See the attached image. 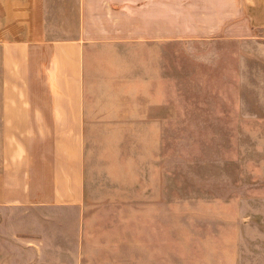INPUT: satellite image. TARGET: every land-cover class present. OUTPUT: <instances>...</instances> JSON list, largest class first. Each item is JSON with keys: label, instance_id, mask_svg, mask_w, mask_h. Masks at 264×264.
I'll list each match as a JSON object with an SVG mask.
<instances>
[{"label": "crops", "instance_id": "1", "mask_svg": "<svg viewBox=\"0 0 264 264\" xmlns=\"http://www.w3.org/2000/svg\"><path fill=\"white\" fill-rule=\"evenodd\" d=\"M171 12L0 0V264H264L161 251L166 133L247 115L246 56Z\"/></svg>", "mask_w": 264, "mask_h": 264}, {"label": "rangeland", "instance_id": "2", "mask_svg": "<svg viewBox=\"0 0 264 264\" xmlns=\"http://www.w3.org/2000/svg\"><path fill=\"white\" fill-rule=\"evenodd\" d=\"M174 8L181 27L246 56L247 115L232 121L241 131L166 133L161 251L264 257V0H168V23Z\"/></svg>", "mask_w": 264, "mask_h": 264}]
</instances>
